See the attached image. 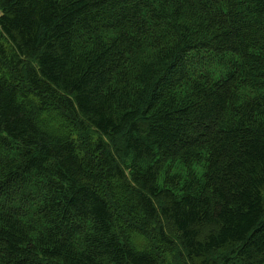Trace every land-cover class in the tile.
<instances>
[{
	"label": "trees",
	"instance_id": "1",
	"mask_svg": "<svg viewBox=\"0 0 264 264\" xmlns=\"http://www.w3.org/2000/svg\"><path fill=\"white\" fill-rule=\"evenodd\" d=\"M0 264H264V0H0Z\"/></svg>",
	"mask_w": 264,
	"mask_h": 264
}]
</instances>
